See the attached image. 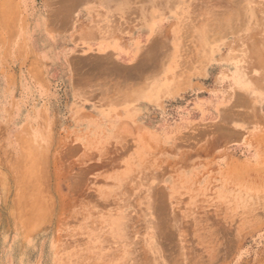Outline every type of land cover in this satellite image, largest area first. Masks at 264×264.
Masks as SVG:
<instances>
[{"label":"rangeland","instance_id":"obj_1","mask_svg":"<svg viewBox=\"0 0 264 264\" xmlns=\"http://www.w3.org/2000/svg\"><path fill=\"white\" fill-rule=\"evenodd\" d=\"M9 1L0 14V74L12 76L8 92L0 79V264H264V0H187L182 29L161 28V7L148 14L154 60L137 68L153 75L134 79L146 89L126 115L154 134L137 142L70 140L81 100L66 61L100 31L69 29V0ZM51 16L57 27L47 29ZM217 21L230 28L212 29ZM243 88L231 118L259 120L261 153L238 150L234 127L213 122ZM96 105L98 117L109 112ZM35 117L42 127L20 132Z\"/></svg>","mask_w":264,"mask_h":264},{"label":"crops","instance_id":"obj_2","mask_svg":"<svg viewBox=\"0 0 264 264\" xmlns=\"http://www.w3.org/2000/svg\"><path fill=\"white\" fill-rule=\"evenodd\" d=\"M23 2L24 7H27L29 3L26 0ZM7 4L12 6V1L0 0V14L10 13L7 10ZM198 4L197 0H191L189 3L195 8ZM67 5L69 8L67 9L69 29L100 31L98 37L93 35L88 39L91 41L88 44L89 47L75 50L66 61L68 64V87L81 100L80 105L75 107L74 118L77 120L76 127L78 128L70 131L72 135L70 140L84 142L89 140L87 136L94 134L101 136L102 134L104 137L108 133L113 138L110 139L118 142L143 141L145 135V140H148L154 134L151 125L126 115L128 110H132L128 104L137 100L146 89L143 84L134 81V79L140 77L146 79L153 75L137 68L139 61L154 60V44L145 49L146 44L151 43V41L154 43L156 36L153 19L151 20L148 14L155 13V8L161 7L162 9L157 12L166 14L162 29L186 28L182 22L181 14L186 12L187 0H69ZM33 10L31 14L33 18L32 28L39 30L43 28V21L39 18L36 6ZM9 21L10 18L5 20L6 27L11 24ZM55 23L56 20L51 16L45 21V28H56ZM211 28H230V26L229 22L217 21L215 24L211 23ZM139 29L141 35H135L134 39H127L119 32L120 30L134 31ZM35 34L34 36H36ZM38 38H35L37 47ZM167 61H171V59L166 55ZM99 62L105 63V67L97 70L92 64ZM11 78L10 72L0 74L3 92H8L11 89ZM39 80H42L41 73L36 72L34 76L36 85H38ZM20 88L24 87L20 84ZM243 89L242 94L236 93L237 96H233L234 99L228 98L226 104L228 110L220 112V116L213 122L217 125L226 124L234 127L236 136L232 143L237 144L238 150L247 153H261L259 152L260 146L256 150L253 149L257 139L261 136V131L252 127L259 123L258 118L257 122L254 119L249 123L240 117L231 118L230 113H234L236 108L240 109V105L245 103L246 93L245 88ZM84 101L96 103L91 110H88V104ZM99 103L111 107L110 109L106 108L109 112L101 115L102 117H98L99 114L95 113L96 110H100V106L96 105ZM250 108L247 105L245 111ZM248 126L252 128H247ZM39 127H42V121L35 117L32 121L28 119L20 132L34 130L36 133ZM176 136L178 137L175 138V142L180 140L183 135L179 133ZM247 145L250 148H245ZM33 220L35 223L41 222L42 215L36 214ZM25 230H27L26 226Z\"/></svg>","mask_w":264,"mask_h":264},{"label":"bare ground","instance_id":"obj_3","mask_svg":"<svg viewBox=\"0 0 264 264\" xmlns=\"http://www.w3.org/2000/svg\"><path fill=\"white\" fill-rule=\"evenodd\" d=\"M1 22H2V21H1ZM4 29H5V28H4ZM29 143H30V142H29ZM29 143H28V144H29ZM27 149H28V148H27ZM22 153H23V152H22ZM0 178H1V177H0ZM35 194H36V193H35ZM36 203H37V202H36ZM36 203H35V204H36ZM43 209H44V208H43ZM18 220H19V219H18Z\"/></svg>","mask_w":264,"mask_h":264}]
</instances>
